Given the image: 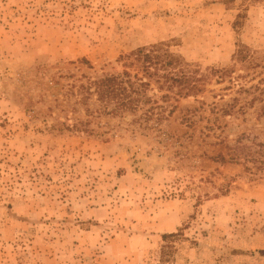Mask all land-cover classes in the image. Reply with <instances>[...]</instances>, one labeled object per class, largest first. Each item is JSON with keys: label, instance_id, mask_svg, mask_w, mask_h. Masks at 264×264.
<instances>
[{"label": "rangeland", "instance_id": "obj_1", "mask_svg": "<svg viewBox=\"0 0 264 264\" xmlns=\"http://www.w3.org/2000/svg\"><path fill=\"white\" fill-rule=\"evenodd\" d=\"M160 41L198 95L151 128L86 110ZM263 105L264 0H0V264H264V165L218 157Z\"/></svg>", "mask_w": 264, "mask_h": 264}, {"label": "trees", "instance_id": "obj_2", "mask_svg": "<svg viewBox=\"0 0 264 264\" xmlns=\"http://www.w3.org/2000/svg\"><path fill=\"white\" fill-rule=\"evenodd\" d=\"M240 20H237L236 26ZM247 46L239 44L237 59L244 61L248 57ZM121 72L105 73L88 80L83 86L88 95H93L98 107L87 108L89 112L123 116L125 113L140 112L146 127H157L161 121L178 108L182 98L198 95L203 90L204 74L179 54L169 48L167 42L160 41L138 47L125 55ZM222 74L232 72L231 68H222ZM90 97V96H88ZM238 98H235L237 100ZM264 113V105L262 106ZM229 109H225L228 112ZM88 114V113H87ZM246 138V141L244 139ZM242 134L227 153L219 152L221 161L254 162L264 165V142H255ZM250 142V143H249ZM174 233L164 234V238Z\"/></svg>", "mask_w": 264, "mask_h": 264}]
</instances>
